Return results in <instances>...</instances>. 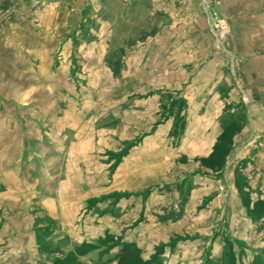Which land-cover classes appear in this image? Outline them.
<instances>
[{
	"label": "rangeland",
	"instance_id": "374dc122",
	"mask_svg": "<svg viewBox=\"0 0 264 264\" xmlns=\"http://www.w3.org/2000/svg\"><path fill=\"white\" fill-rule=\"evenodd\" d=\"M235 1L237 4H233ZM198 10L203 11L206 20L208 18L207 33L203 32L204 29H194L200 23L196 16ZM236 16L239 18L234 19ZM170 24L178 31L175 49L178 65L201 64L194 66V71L200 73L206 60H216L219 66H207L201 76L206 78L214 72H221L234 83L236 92L242 95L245 103L251 105L254 102L264 116V108L260 106H264V99L257 103L253 100L254 89L247 87L244 69L247 62L260 53L258 50L264 52V0H12L0 8V205L18 206L17 215L2 207L0 227L12 230L15 227L27 233H22L21 238L9 247L14 254L22 252L16 250L22 244L19 241L28 242L34 234L38 249L32 246V251L44 254V263L115 264L110 258L114 256L118 261L117 256L124 244L138 247L137 243L123 239L126 233L132 234L133 238L140 223L146 219L143 213L136 220L123 221L122 226H125L113 231L115 234L103 232L104 236L98 240L94 237L97 234L95 230L87 227V217H83L78 225L87 231L78 228L80 236L89 235L92 245L83 242L87 252L76 254L69 250L80 245L73 242L71 247L68 246L70 239L64 234L58 257L46 250L47 246L55 243L47 240L45 233L58 223L41 209L42 202L49 197L56 198L54 194L61 186L74 190L78 211L93 193L111 190L114 199L120 200L128 192L142 189L143 195L148 197L159 187L165 190L168 182L178 181L182 171L191 172L201 165L209 174L192 180L196 183V197L192 198L186 213L177 214L179 220L169 223V227H150L143 233L146 240L143 239L145 242L141 245L148 252L155 246V254L142 256V264H157L153 257L156 254L161 257L164 248L174 243L176 252L166 258V263L162 259L161 264H264V140L261 134H257L258 127L255 130L254 123L247 118L243 125L234 129L228 142L235 144L234 147L225 158H217V161L207 160L200 164L196 159L201 157L198 150L192 149V142L187 140L174 145V149L169 147L171 153L167 149H155L153 158L141 157L139 165H120V150L113 151L117 153L113 154V160L100 153L93 162L84 159L80 165L74 164L76 158L73 164L70 161L72 146L82 143L83 139L94 140L96 137L98 141L102 135L110 134L120 141L122 102L127 93L131 94L138 88L135 77L130 80L121 77L120 61L143 41L148 39L150 42L159 30H168ZM191 24L195 27L189 32ZM235 26L239 32L234 31ZM75 32L81 42V52L76 50L73 55L81 65L80 70H74V75H71L68 71L71 57L68 55V65L60 68L58 62L53 63L50 52L63 40V34ZM218 46L221 50L216 48ZM107 51L113 65V76L96 61L98 58L103 60L102 55ZM61 56L65 58V54ZM68 74L79 83L71 84ZM74 86H78L79 92ZM141 88L147 90L143 86ZM70 92L76 98L64 101ZM28 114L34 120L33 131L29 133L26 131L30 127L25 126ZM9 122L14 126L9 128ZM260 124L264 125V122ZM41 126L44 127L42 131ZM96 130L99 135H96ZM237 133L240 136L236 142L233 137ZM203 134L194 133L190 141L203 138ZM48 140L62 144L61 153L52 151V146L46 143ZM256 141L263 144H252ZM172 143L176 144L164 138L159 144ZM255 145L259 148L254 149ZM165 155L168 157L166 162H159L158 156ZM241 160L245 161L240 163ZM211 170L220 171V177L211 174ZM106 174H109V179ZM66 181L71 184L65 185ZM9 190L20 193L8 196ZM211 193H217L219 197L215 196L213 200L209 197L205 201V195ZM102 199L104 197L88 199V207L103 202L100 201ZM202 201L203 206L198 207ZM29 207L32 208L31 218L38 220L37 216H41L40 220L45 224L41 227L44 229H39L40 223L36 221V232L32 235L26 229L30 222V219H25ZM10 217H16L17 221ZM149 232L155 236H150ZM9 234L12 237L14 233L10 231ZM56 237L61 236L58 234ZM110 237H115L114 242ZM232 237L236 241L244 238L239 241L241 248L248 243L250 249L245 251V247L243 255L239 254L238 246L235 252L231 248L229 250ZM186 238L190 239L182 242ZM162 240L165 241L160 242ZM204 248L206 251L202 256ZM19 263L0 261V264Z\"/></svg>",
	"mask_w": 264,
	"mask_h": 264
},
{
	"label": "crops",
	"instance_id": "0c3cea01",
	"mask_svg": "<svg viewBox=\"0 0 264 264\" xmlns=\"http://www.w3.org/2000/svg\"><path fill=\"white\" fill-rule=\"evenodd\" d=\"M11 1L12 0H0V8L4 7V5H7ZM183 1L187 2V0ZM236 2L237 1L233 4H237ZM192 4V6H194V3ZM196 16L200 22L197 24L198 28H194L195 26L191 24L189 32L194 29H204L203 32L207 33L206 28L208 27V18L206 20L203 11L199 10L196 12ZM238 18L239 17L236 16L234 19ZM172 25L173 24L169 25L167 28L168 30H159L155 33L150 42L147 39L131 52H127L126 57L123 56L120 61L122 69L120 74L121 77L124 79L129 78V80L135 77L138 84L137 90L135 92L133 91L131 94L127 93L125 95V100L122 102L121 108L123 111L121 114L122 126L121 137L119 138L120 141L115 140L116 138L110 134L107 136L102 135L98 141H96V137H94V140H88L83 139V137L80 136L84 141L80 144H74L71 148L73 150L71 153L74 154V156L73 154L70 156L72 164L74 158L77 160L74 164L78 163L80 165L84 159L92 160L91 162L96 161L97 154L100 153L103 156L105 155L106 159L109 158L113 160V154H117L113 151L120 150V165H139L142 162L141 157L153 158L152 156L155 155V149H167L169 152V147L174 149L175 146H178L177 144L184 140L192 142L190 147L198 150L201 157H196V159L200 164L203 163L202 161L218 160L217 158H219L220 155H228V153H224L221 148L228 147L231 150L234 147L235 144H230L228 142L234 134V129L238 127V125H243L245 118H247L250 123H254L255 130L256 127H258L257 134H261V136H263L262 139L264 140V125L260 124L261 121L264 122L262 120L264 116L261 114V109L259 110L254 102H252L251 105L246 104L242 95L236 92L234 83H232L230 78L222 75L221 72H214L212 76L206 78L201 76L203 73L202 70L206 69L207 66L215 65L216 60H206L202 64L203 67L200 68V73L194 71V66L198 67L201 64L192 63L193 66H187L188 64L178 65L175 51L178 31L176 28H172ZM235 27H233L234 31L238 30L239 32V28L236 27V29ZM262 31H264V29H262ZM166 32L168 34H166ZM62 36L63 40H60L59 45L57 44L50 53H52L53 63L54 61L58 62L60 68L63 67V65H68L67 62L69 60L67 58L69 55L72 61L69 62L71 68L69 67L68 71L69 74L72 75L73 72L75 73L74 70H80L81 64L75 59L73 54L76 50L77 52H81V42L78 39V34L76 32L72 34H63ZM216 48L219 49L220 47L218 46ZM258 52L260 53H257V55L249 60L246 66H244L245 81L247 87L254 89L253 100L256 103L264 99V52H261V50H258ZM62 53L65 54V58H62ZM106 53H108V51L102 55L103 60L99 61L100 58L97 60L96 58L94 59L98 61V66H104V68L109 70L113 76L114 74L111 71L113 66L111 65L112 61L108 58ZM216 65L219 66L218 64ZM69 74L68 78L70 79L71 77ZM227 76L229 75L227 74ZM65 82L69 81L65 79ZM70 82L75 85L76 82L79 83V80L74 81L71 78ZM68 86L70 87V85ZM141 86L145 87L147 90H142ZM74 89L78 90V86H74ZM79 90L77 92H79ZM67 94L68 99H64V101H73L76 98L74 97L75 94H73V92ZM130 101H132V103H130ZM260 106L264 108L262 104ZM33 121L34 120L29 117L28 114V118H25V126L30 127L27 128V133L33 131L31 129L33 127ZM58 121L59 120L57 119V124ZM8 124L9 128L14 126L10 122ZM41 127L40 130H44V127ZM97 132L98 130H96V135H99ZM194 133L205 134H203V138H193L192 141H190ZM238 136H240L239 133H237L236 136L234 135L233 141L235 140L237 142L239 139L237 138ZM164 138H169L171 142L175 141L176 144H159ZM99 141H101L102 144H100L101 142ZM224 141L227 142H225V144H220ZM46 143L50 144L52 146V151L58 154L61 153L60 148H64L62 144H55L54 140H48ZM187 144H184V146ZM243 144L249 143L244 142ZM252 144L263 143L256 141ZM258 148L259 145H255L254 149ZM257 155L262 156V154ZM166 158H168L167 155L164 157L158 156V161L160 160L159 162L164 163L166 162ZM243 161L245 160H241L240 163ZM132 173L134 172H131V174ZM214 173L218 175L220 171L214 172L211 170V174ZM99 174L102 176L105 175L103 173ZM207 174H209V172L201 165L197 170L191 172L186 170L185 172L182 171L178 181L168 182L165 190H160L159 187L156 191H152L148 197H146L147 195H143L142 189L128 192V194L124 195L120 200L114 199L115 195L111 194V190L110 192L105 191L101 194L93 193L88 196L87 200L104 197V200H100L103 202H100L95 206L92 205L93 207H88V201L86 200V204H84L83 207H80L79 211L75 206L78 202H76L74 198V190L65 189V186H61L54 194V197L56 196V198L49 197L41 204V209L47 212L46 215L50 216L58 223V225L48 228L50 231L45 233L46 236L44 237L55 243V245L47 246L46 250L48 253H55L59 257L58 252L62 249L61 240L63 239L64 234L68 235L70 239V241H68V246L70 245V247L73 245V242L78 243V245H82L83 242H89V244L92 245L93 242L89 240V235L86 237L80 236L81 231L78 228L85 227L79 226L78 222L81 221L83 217H87V222L89 224L87 227H89L90 230H95L97 234L94 237L98 240V238L103 237L106 232L115 234L113 231H119L125 226H122L123 221L124 223H127L129 219L136 220L140 217V214L143 213V216H145L146 219L140 223V228L135 231L136 234H134L132 238V234L126 233L123 241L137 243L138 248L142 252V256L149 257L151 253L155 254V246H153L152 251H146L147 249L141 245L145 242L143 239L146 240V236H143V233L149 230L150 227H169V223L178 221L179 219H177L178 217L176 215L182 212L185 214L187 207L191 204L192 198L196 197L194 194L196 191V183L192 180H195L196 176H205ZM106 175H108V177H106L109 179V174ZM124 177L125 176L122 177L121 181ZM127 177H129V173L127 174ZM69 179L70 178L68 177V180ZM70 184V182H65V185ZM249 186L250 189H252L251 183ZM18 193L20 192L9 190L6 194L8 196H17ZM251 195H253V193ZM215 196H217V193H211L208 196L205 195L204 199L206 201V198L210 197L211 200H213ZM217 197H219V195ZM95 201L96 203L99 202V200ZM203 202L204 201H202L198 207L203 206ZM16 205L17 204H11L2 207H4L3 210L9 209L10 211H14L13 214L17 215L16 208H18V206ZM2 207L0 205V212ZM206 207L207 205H205V208ZM30 210H32V208L29 207V214L28 216L25 215V219H30L26 229L29 230V233L31 234L35 231L34 224L36 221L40 223L39 229H44L45 227H41L45 224L43 221L41 222V216H37V218L39 217L38 220L31 218ZM165 211L167 212L164 213ZM27 212L28 211H26V213ZM10 218L17 221L16 217ZM2 227L3 226L0 227V261L8 262L14 260L20 261L19 264H49L44 263V258H42L45 257L44 254H40L38 250L33 253L32 246H35V248L38 249V244H36L38 241L36 242V236L34 234H31L32 237L29 238L28 242L20 240L19 242L22 244H20V248L16 250L22 252L14 254V252L10 251L9 247L14 245L16 243L15 241H17L18 238H21V234H25L26 231H18L15 227L13 230L8 227L2 229ZM103 228H105V230H103ZM84 230L87 231L86 228ZM10 231L14 233L12 237L11 234H9ZM58 234L61 237H56ZM148 234L150 236H155L153 232H149ZM53 235H55L54 238L52 237ZM141 235L142 238L140 237ZM187 239L190 238H186L185 240H182V242ZM239 239L245 240L244 238ZM140 240H142V242H140ZM229 240L232 243L231 249L233 252H235V249L237 251L236 246L240 248L238 252L241 255H243L245 247V251L250 249L248 243H245L246 246L241 248L240 240L236 241L233 237ZM163 241L165 240L160 242ZM211 241L214 242L213 238H211ZM208 245L209 244L206 243V248H208ZM176 247L177 246L174 243V245L170 244L164 248V251L161 254V259H163L165 263L166 258L171 253L174 254L176 252ZM206 248L202 250V256L205 253ZM30 249L31 251H29ZM71 250H73L72 247L69 251ZM116 251L118 250L116 249ZM110 259L113 263L117 264L118 261L114 259V256L113 259ZM191 261L192 260H190V262ZM190 264L193 263L191 262Z\"/></svg>",
	"mask_w": 264,
	"mask_h": 264
},
{
	"label": "trees",
	"instance_id": "16d2710c",
	"mask_svg": "<svg viewBox=\"0 0 264 264\" xmlns=\"http://www.w3.org/2000/svg\"><path fill=\"white\" fill-rule=\"evenodd\" d=\"M227 146V145H226ZM222 151L224 153H229L230 151V148L226 147V148H221ZM226 156V155H224ZM224 156H219V158H223ZM219 160V159H218ZM222 160V159H221ZM217 161V160H215ZM110 241L114 242V237H110ZM85 245V244H84ZM75 246L74 247V253L76 252V254H79V253H85L87 252V249H86V245L85 246ZM231 247H229V250H230ZM232 250V249H231ZM227 251V250H226ZM232 257H233V254L232 253H229ZM83 255V254H81ZM158 254H156L154 257H153V261H157V264H161V257H157ZM117 259H118V263L117 264H142L143 263V258H142V252L141 250L137 247V246H134L132 244H124L121 251L119 252L118 256H117ZM228 259V258H227ZM227 261V260H226ZM234 261V260H233ZM235 264V262H234Z\"/></svg>",
	"mask_w": 264,
	"mask_h": 264
},
{
	"label": "built area",
	"instance_id": "2783aa9c",
	"mask_svg": "<svg viewBox=\"0 0 264 264\" xmlns=\"http://www.w3.org/2000/svg\"><path fill=\"white\" fill-rule=\"evenodd\" d=\"M215 35V34H214Z\"/></svg>",
	"mask_w": 264,
	"mask_h": 264
}]
</instances>
